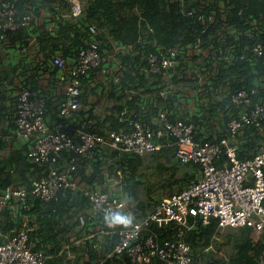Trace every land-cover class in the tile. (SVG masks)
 Instances as JSON below:
<instances>
[{"label":"trees","instance_id":"obj_1","mask_svg":"<svg viewBox=\"0 0 264 264\" xmlns=\"http://www.w3.org/2000/svg\"><path fill=\"white\" fill-rule=\"evenodd\" d=\"M9 1L16 3L21 17L40 16L38 0ZM40 2L42 6L58 14L55 19L57 23L55 32L45 30L44 34L51 38L55 49L61 50L63 54L61 55L65 59L69 53L77 56L87 42L94 39L98 41L104 57L103 65H108V73L102 77H106L105 81L100 77L101 67L83 78L81 101L83 105L89 104L91 94L97 93L100 96L104 93L112 103L102 114H97L93 108L87 110L84 106L80 112L82 120L73 125V131L80 127L85 131L103 134L108 130H129L132 118L140 117L146 122L151 121V117L159 108L152 99L154 97L160 99L156 95V90L166 86L167 78L152 75L143 69L148 65V55L159 46L199 44L203 48H208L210 53L213 50L226 52L229 49V60L223 59L220 65H215L214 59L211 58L207 63L210 81L207 87L214 89V86L229 84L231 92L257 87L259 92L264 94V79H260L264 77V59L256 57L246 49L256 43H264V0H85L84 11L79 17L72 14L70 0ZM2 10L0 0V14ZM200 15L205 17L206 25L199 19ZM42 25L45 28L43 21ZM5 34L11 45L21 43L28 46L31 41L26 26L8 29ZM49 59L50 56L46 55L41 65L43 69L46 67L48 69ZM115 65H119L117 70L114 69ZM51 71L55 75L57 69L52 68ZM179 75L180 72H175L168 80L179 83L181 80L178 78ZM183 75H187L185 70ZM29 81L26 83L27 86L38 94L49 96L48 114L57 116L59 109L52 94L42 93L37 79ZM176 95L177 93H174L167 101H163L174 106L173 99ZM0 98L5 99V92L1 87ZM211 99L214 103V99L212 97ZM222 103L220 107H226L228 110L224 133L217 136L214 135V129L213 132H207L209 122L214 119L212 106L204 109V119L198 120V128L203 126L207 127V130L198 133L197 137H203L206 133L207 138L213 141L227 133V122L237 114L238 108L232 103L230 96H223ZM16 108L17 96L11 128L14 127V134L19 137L16 132ZM3 111L4 107L0 109V122L6 116V112ZM229 112L233 113L232 117ZM170 116L172 120L184 118L175 110ZM9 132L8 128H0L2 138ZM261 133L258 128L252 126L246 128V132L241 133L242 136L239 134L240 139H245L238 146L239 157H250L264 146ZM3 141L6 142L5 139ZM26 149L27 147L21 154L12 152L7 157L0 158L2 187L13 181V169L17 171L16 178L21 186H29L32 177L42 174L43 166L32 162L26 155ZM144 165L152 169L149 172L143 171ZM93 167L90 175L83 171L85 167L81 173L83 178L91 183L98 182L101 187L108 178L117 176L118 169L122 170L121 191L135 214V219L153 207L158 198H152L151 194L158 190L166 195L182 191L199 175V165L181 162L176 156L173 144L146 155H135L123 149L109 147L106 157L97 155ZM145 186L149 190L147 196H144ZM28 200L31 204L29 209H25L22 202L15 201L12 206L0 208V242L5 240L2 233L10 232L15 226L18 228L21 226L20 214L27 212L33 216L30 240L35 250L44 249L49 255L46 264H92L113 248L114 239L108 240L105 248L96 250H92L90 246L92 244L87 241L74 248L78 253L77 262L66 259L65 255L55 256L71 238L70 233L75 225L74 217L90 207L89 198L80 191L66 189L60 193L58 200L45 202L33 196H29ZM198 218L194 226L186 231V240L191 245L192 253L200 258L201 264H253L259 255H264V237L256 240L252 227L229 226L221 230L218 228V219L204 223L200 217ZM70 219L73 222H69ZM189 220L192 222L194 217L189 216ZM176 230L175 222H172L169 228L157 229L161 238L171 237ZM211 244L212 247L207 249ZM66 261L68 263H65ZM153 264L163 262L155 260Z\"/></svg>","mask_w":264,"mask_h":264},{"label":"built area","instance_id":"obj_2","mask_svg":"<svg viewBox=\"0 0 264 264\" xmlns=\"http://www.w3.org/2000/svg\"><path fill=\"white\" fill-rule=\"evenodd\" d=\"M70 1L72 14L81 16L85 0ZM1 4L0 30L3 32H0V38L6 39L8 29L31 27V15L19 16L14 1L1 0ZM199 19L206 25L203 15ZM246 49L264 59V43ZM197 51L210 52L199 44L159 46L148 55V65L143 70L167 79L180 72L178 78H183L190 57ZM103 62L99 43L94 39L79 51L73 64H68L61 54L51 57L48 70L57 69L55 80L60 83V87L51 93L59 109L57 116L48 114V95L38 94L26 84L17 91L16 132L27 143V157L42 165L43 172L32 177L29 186H21L16 178L17 171L13 169V181L5 187L0 184V208L12 206L15 201L29 209V196L49 202L58 200L66 189L82 192L89 198L90 207L74 217L71 238L55 255H65L74 262L78 257L74 250L76 245L89 241L92 250L103 249L108 240L114 239L113 248L92 264H153L155 260L163 264H201L186 240V231L194 226L198 217L204 223L218 219L221 230L229 226L252 227L255 239H262L264 146L254 155L241 158L235 137L252 126L264 131V94L257 87L228 92L225 96H230L238 112L227 122V133L213 141L206 133L197 137L198 120L204 116L205 108L200 104L186 108L183 119L172 120L170 110L165 106L158 109L152 121L146 122L140 117L130 119L129 130H108L102 134L78 127L73 131L83 108V78L98 67H101V75H106L108 65ZM118 68L119 65L115 70ZM174 93L177 92L170 83L156 90V95L164 101ZM172 144L181 162L199 165V175L182 191L162 195L138 219L122 194L121 169L117 170V176L108 178L103 187L98 182H89L81 173L85 167L83 171L90 175L97 155L106 157L109 147L146 155ZM106 210L131 216L132 224L126 228L108 227L104 221ZM191 215L194 217L192 222L189 220ZM20 217L21 226L0 242V264H46L49 255L44 249L35 250L30 240L33 216L23 212ZM172 222L177 224L175 233L169 238H161L157 229L169 228ZM210 247L212 244L207 249ZM253 264H264V255H259Z\"/></svg>","mask_w":264,"mask_h":264},{"label":"crops","instance_id":"obj_3","mask_svg":"<svg viewBox=\"0 0 264 264\" xmlns=\"http://www.w3.org/2000/svg\"><path fill=\"white\" fill-rule=\"evenodd\" d=\"M37 4L41 9V13L40 16L33 15L31 18L32 25L28 28L31 35V41L28 46L21 45V43L11 45L8 40L0 38V87L3 92H5V99L0 98V109L4 107V111L6 112L5 118L0 122V128H8L10 131L9 134H5V138H2V134L0 133V139L2 138V141H0V158H5L12 152L21 154L27 147L26 142L14 134V127L11 128V124L14 121L13 117L15 114L17 91L23 87L27 81L30 82L29 80L31 79H37L39 81V89L42 93L48 92L51 94L54 89L60 87V83L57 79L55 80V75L51 69H43L41 66L46 55L50 56L51 59L55 54H62L61 50L55 49L51 38L44 34L45 30H51L53 33L55 32V27L57 26L55 19L58 14H55L45 6H42L40 0L37 1ZM65 16H67V14H65ZM42 21L45 23V28L42 25ZM40 26L43 28L40 29ZM229 52V49L226 52H217L216 50H213L212 53L209 51H202L201 53L197 51L196 54H193L190 57L191 62H189V65L185 70L187 75L181 78L178 84H172L166 79L165 85L170 83L177 92L176 98L173 99L174 106L170 104L165 105L166 102L157 97H154L152 102L154 104L157 103L159 108L168 106L170 113L175 110L182 116L184 115L186 108L194 107L197 104H200L203 108H210L213 106L214 119L209 122V126H207L209 129L207 130V127L205 128L202 126V128H198V133L201 134L206 132V130L207 132H213L214 129V135H222L225 129L226 111L228 110L226 107L221 108L220 104H223V96L225 97V95L230 92L231 86L225 84L224 86H214V89L207 87L209 84V72L206 67L211 58L214 59L215 65H220V61L223 59L229 60ZM66 59L68 64H73L77 59V56L74 53H69L66 55ZM260 79L263 80L264 77L262 76ZM211 97L214 99V103H212ZM103 101L104 100L100 102V96L97 95V93L91 94V103L84 104L83 107L85 106L84 108L87 110L93 108V111L97 114H102L104 111L102 112L101 109H99V105L102 104ZM94 102L96 103L95 105L93 104ZM202 102H205L206 104ZM105 106L107 107L108 104H105ZM106 107H104V109ZM232 114L230 113V116ZM154 117L155 114L151 117V121ZM203 119L204 116L202 115L200 120ZM79 120H82L80 113ZM201 122L204 123V121ZM245 132L246 130L242 132V134ZM261 134V137L264 140V131ZM3 139H5L6 142H4ZM243 140L245 139L239 138V142L237 141L238 146H240V142ZM17 229L18 227L15 226L10 232L5 234L2 233L4 239L7 235L15 233Z\"/></svg>","mask_w":264,"mask_h":264},{"label":"clouds","instance_id":"obj_4","mask_svg":"<svg viewBox=\"0 0 264 264\" xmlns=\"http://www.w3.org/2000/svg\"><path fill=\"white\" fill-rule=\"evenodd\" d=\"M104 221L108 227L123 226L129 227L132 224V218L129 215L121 214L120 212H111L106 210Z\"/></svg>","mask_w":264,"mask_h":264},{"label":"rangeland","instance_id":"obj_5","mask_svg":"<svg viewBox=\"0 0 264 264\" xmlns=\"http://www.w3.org/2000/svg\"><path fill=\"white\" fill-rule=\"evenodd\" d=\"M115 67H117V66L115 65ZM104 76H105V75H104ZM104 76L101 75V79H104V81H105L106 77H105V78H102V77H104ZM101 81H103V80H101ZM100 87H101V86H100ZM97 90H99V89H97ZM101 96H102V97H101ZM100 97H101V98H100V102H101L102 100H104L103 103L99 105V109H101V111L103 112V111H104V107H106L105 104L110 105V104L112 103V100L108 99L104 93H103L102 95H100ZM204 109H206V108H204ZM204 109H203V110H204ZM241 136H242V135H241ZM235 140L239 142V138H238L237 136L235 137ZM262 143H263V145H264V141H262ZM151 169H152L151 167L149 168V167H146L145 165L143 166V171H147V170H148L147 172H149ZM145 187H146V186H145ZM148 193H149V190H148V188L146 187V191H145L144 196H147ZM162 195H164V192H162L161 190H158L156 193L151 194L152 198H153V197H154V198H160ZM73 221H74V219H73ZM73 221H71V219L69 220V222H73ZM72 232H73V231H72Z\"/></svg>","mask_w":264,"mask_h":264}]
</instances>
